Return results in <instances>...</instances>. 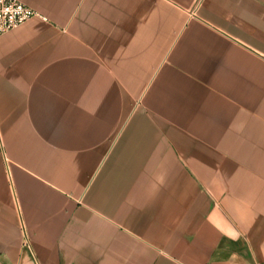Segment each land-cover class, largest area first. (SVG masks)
<instances>
[{
    "label": "crops",
    "instance_id": "obj_1",
    "mask_svg": "<svg viewBox=\"0 0 264 264\" xmlns=\"http://www.w3.org/2000/svg\"><path fill=\"white\" fill-rule=\"evenodd\" d=\"M20 1L0 264H264V0Z\"/></svg>",
    "mask_w": 264,
    "mask_h": 264
},
{
    "label": "built area",
    "instance_id": "obj_2",
    "mask_svg": "<svg viewBox=\"0 0 264 264\" xmlns=\"http://www.w3.org/2000/svg\"><path fill=\"white\" fill-rule=\"evenodd\" d=\"M37 14L20 0H0V36L18 28Z\"/></svg>",
    "mask_w": 264,
    "mask_h": 264
}]
</instances>
